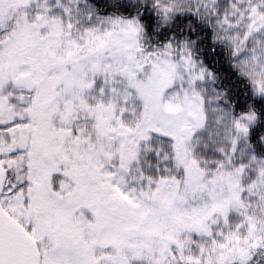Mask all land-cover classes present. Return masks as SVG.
<instances>
[{"label": "snow or ice", "instance_id": "snow-or-ice-1", "mask_svg": "<svg viewBox=\"0 0 264 264\" xmlns=\"http://www.w3.org/2000/svg\"><path fill=\"white\" fill-rule=\"evenodd\" d=\"M0 264H264V0H0Z\"/></svg>", "mask_w": 264, "mask_h": 264}]
</instances>
